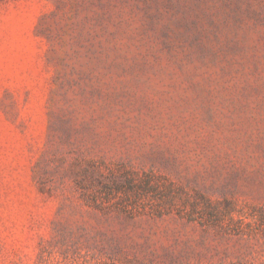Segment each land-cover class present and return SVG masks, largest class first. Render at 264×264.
Listing matches in <instances>:
<instances>
[{
	"label": "rangeland",
	"instance_id": "obj_1",
	"mask_svg": "<svg viewBox=\"0 0 264 264\" xmlns=\"http://www.w3.org/2000/svg\"><path fill=\"white\" fill-rule=\"evenodd\" d=\"M0 264H264V0H0Z\"/></svg>",
	"mask_w": 264,
	"mask_h": 264
}]
</instances>
